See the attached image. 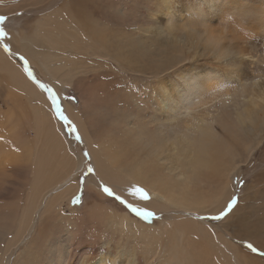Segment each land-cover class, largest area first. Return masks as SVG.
<instances>
[{"label": "bare ground", "instance_id": "1", "mask_svg": "<svg viewBox=\"0 0 264 264\" xmlns=\"http://www.w3.org/2000/svg\"><path fill=\"white\" fill-rule=\"evenodd\" d=\"M0 1L23 23L17 50L75 95L65 110L96 176L161 213L156 224L120 212L95 179L70 207L82 160L46 92L0 49L2 103L18 107H3L5 143L18 137L23 155L0 160L5 197L23 202L0 203V264H264V0ZM24 118L39 125L35 143L16 133ZM259 152L232 210L207 219ZM7 170L22 178L2 181Z\"/></svg>", "mask_w": 264, "mask_h": 264}, {"label": "rangeland", "instance_id": "2", "mask_svg": "<svg viewBox=\"0 0 264 264\" xmlns=\"http://www.w3.org/2000/svg\"><path fill=\"white\" fill-rule=\"evenodd\" d=\"M0 3L5 4L4 1H0ZM0 16L6 17V14L0 13ZM9 20L10 19L8 17H6V20L0 21V28H3V30L7 34L4 37H0V49L3 52H5L6 54L10 55L13 59L17 60L16 62L20 63V65L22 66V69L24 70L25 75L28 76L30 79L34 80V82L37 85H39L40 89H42L46 92L47 97H48L50 104H51L52 113L54 114V116H58V118L60 119V123L62 124V127H63V132L66 134L67 140L70 144V149H71L72 155L74 156V158L82 160V163H81L79 169L76 170V172H75V175L78 176V179H77L78 193L76 194V198H74L71 203H68L70 205V207H72V209L78 208L79 204H80V196L84 193L83 189H84L86 181H88L90 179H95L99 189L102 191L103 194H106L103 191V186H107V185L104 184L99 179L98 176H96L95 172H93L91 174H89L87 172L89 165H91L94 168L92 158L87 151L86 143H85L84 139L81 137L80 133L78 132V128L76 127L74 121L66 113L64 103L72 101V99L75 98V95L71 94V97L68 95H63L61 90L57 89L54 86V84L52 82H50V80L44 76V74L41 72L39 67H37L34 64H30L28 62L29 60L21 52H19L17 50V46L14 42V39L12 38V33L14 32V30L16 28H19L23 23L21 21H18V18L16 21H12V20L9 21ZM26 32H27V30H26ZM4 45H8L9 49H5ZM13 47H15V48H13ZM21 57H23V59H21ZM29 71L32 73V75H29ZM41 85H45V87H41ZM49 90H51V91H49ZM2 94H3V91H0V107H1V110H0V160L2 162H10V163L17 164L19 161H21V158L23 156L21 153L22 142L18 137L13 136V137H11L9 144L5 143V142H8L9 140L6 138V134H5L6 125L3 121V111H4L3 107L4 106L2 103V101H3V95ZM52 95L56 96L57 105H53ZM8 106L11 109H17L18 108L14 105H11V104L5 106L4 108H6ZM57 106H59L63 115L67 117V121L63 120L60 117V114L57 111H55ZM29 112H31V109L29 110ZM20 113L23 114V110H21ZM73 128L75 129V131H73ZM22 131L25 132V135L23 137L31 140L32 143H35L38 140V134L40 132V128H39V125L37 123H29L27 121V118H24L21 122H19L16 125V133L20 134ZM77 136L80 137L79 140L77 139ZM3 145L5 147H3ZM85 152H87L89 154L88 157H85V155H84ZM42 154L47 155V152L43 149ZM260 154H261V152L257 153V155L254 159L256 161H252L249 164L250 167H248L246 169V171L244 173H242V176H240L238 178V180L233 182V185L236 188V191H235L236 194H234V196L237 197L238 200L240 198V195L242 194V189L244 187V184L247 183V181H249V177L253 173L251 168H253L255 166V169H256L260 166V162L258 161ZM62 167H63V164L61 162H59V163L54 162L51 165V170L56 169V168H58L60 170V169H62ZM3 177L6 179L15 180L16 178L21 179L22 175H21L20 171H9V170H7L6 172H4L2 174V181L4 179ZM8 177H10V178H8ZM11 185L12 184L8 183V184H5V186L0 187V203L2 204V207H5L6 202H11V204L13 206L14 205L19 206V203L23 204V202H19L18 199L8 200L5 197V194L8 193L9 190H11V187H12ZM6 186H9L10 189H7ZM13 186H15V185L13 184ZM111 189H112L113 193L115 194V196L121 197L124 201L127 202V204H131L135 208H137L132 202L127 201L115 189H113V188H111ZM115 196H109L108 195V197L106 198V203H108V205H111L112 207L121 208L122 210H119L120 212L128 211L131 216L142 221V223H149L150 221H152L156 224L159 223V218L161 217L160 212H155V217L146 219L142 215H137L135 212H133L131 209H129V207H127V204L121 203L119 200H117L115 198ZM259 202H261V199H259ZM258 204H261V203H258ZM68 209H69L68 205L64 207L65 213H69V212L73 211V210H70V209L68 210ZM137 209H139V208H137ZM139 210L141 213L145 212V210H142V209H139ZM213 216H217V215L209 214L205 217L207 219H211L210 217H213ZM212 220H215V219H212ZM0 222H2L1 218H0ZM13 231L15 232L14 228H13ZM18 246L20 247L21 244H19ZM43 251H44V253L47 252L45 250H43ZM14 252H15V250H13V253ZM13 253L11 254V257L13 255ZM8 264H11V263L8 262Z\"/></svg>", "mask_w": 264, "mask_h": 264}, {"label": "snow or ice", "instance_id": "3", "mask_svg": "<svg viewBox=\"0 0 264 264\" xmlns=\"http://www.w3.org/2000/svg\"><path fill=\"white\" fill-rule=\"evenodd\" d=\"M6 20V17L4 16H0V21H4ZM6 32L3 30V28H0V37H4L6 36ZM5 49H9V46L8 45H4ZM21 59H23V57H21ZM29 75H32V73L29 71ZM41 87H45V85H41ZM51 91V90H49ZM52 103L53 105H57V99H56V96L55 95H52ZM56 111L60 114V117L67 121V117L63 115V113L61 112V109L59 108V106L56 107ZM73 131H75V129L73 128ZM77 139L79 140L80 137L77 136ZM85 157H88V153L85 152L84 153ZM95 171V169L89 165L88 169H87V172L89 174L93 173ZM103 191L109 195V196H115V194L113 193L112 189L110 187H107V186H103ZM129 195L131 196H135V197H138L140 199H148V195L147 193L145 192V190L142 188V187H139V186H133L132 188L129 189ZM115 198L117 200H119L121 203L123 204H127L126 201H124L121 197L119 196H115ZM238 201V198L237 197H232L228 203H227V207L221 211L217 216H213V217H210L211 219H215V220H220V219H223L231 210L232 208L235 206V204L237 203ZM127 207H129V209H131L133 212H135L137 215H142L144 218H153L155 217V213L151 212V211H145L143 213L140 212L139 209L135 208L133 205L131 204H127ZM249 248L251 249V251L255 252L256 251V248L253 247L252 245H249Z\"/></svg>", "mask_w": 264, "mask_h": 264}]
</instances>
